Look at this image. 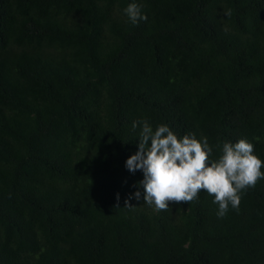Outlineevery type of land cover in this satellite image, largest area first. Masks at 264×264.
I'll return each mask as SVG.
<instances>
[{"label": "trees", "instance_id": "1", "mask_svg": "<svg viewBox=\"0 0 264 264\" xmlns=\"http://www.w3.org/2000/svg\"><path fill=\"white\" fill-rule=\"evenodd\" d=\"M141 120L264 161V0H0V264H264V179L157 211Z\"/></svg>", "mask_w": 264, "mask_h": 264}, {"label": "clouds", "instance_id": "2", "mask_svg": "<svg viewBox=\"0 0 264 264\" xmlns=\"http://www.w3.org/2000/svg\"><path fill=\"white\" fill-rule=\"evenodd\" d=\"M129 21L138 25L147 17L136 3L124 9ZM141 128L138 151L126 160L129 172L142 171L143 201L157 211H168L170 203L198 200L203 190L214 196L218 217L229 210L239 209L242 194L264 179V161L254 154V145L246 139L225 142L222 154L211 159L212 147L207 137L197 139L194 133L179 138L166 124L155 130L147 120L134 121L133 130ZM141 199V192L130 195ZM119 194H117V200ZM126 206L131 207L128 201Z\"/></svg>", "mask_w": 264, "mask_h": 264}]
</instances>
